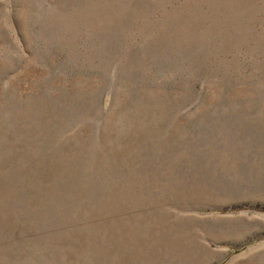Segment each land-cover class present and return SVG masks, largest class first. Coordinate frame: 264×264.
<instances>
[{"label":"rangeland","instance_id":"374dc122","mask_svg":"<svg viewBox=\"0 0 264 264\" xmlns=\"http://www.w3.org/2000/svg\"><path fill=\"white\" fill-rule=\"evenodd\" d=\"M0 264H264V0H0Z\"/></svg>","mask_w":264,"mask_h":264}]
</instances>
